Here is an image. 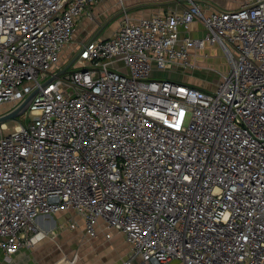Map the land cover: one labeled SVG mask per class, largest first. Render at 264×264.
<instances>
[{
    "label": "built area",
    "instance_id": "2783aa9c",
    "mask_svg": "<svg viewBox=\"0 0 264 264\" xmlns=\"http://www.w3.org/2000/svg\"><path fill=\"white\" fill-rule=\"evenodd\" d=\"M102 1L0 0V116L39 89L12 130L0 124L6 261L65 213L89 237L120 231L123 264H264V0L126 13L112 35L78 40ZM196 19L205 35L180 37ZM209 46L229 65L213 88L153 74L195 68Z\"/></svg>",
    "mask_w": 264,
    "mask_h": 264
},
{
    "label": "rangeland",
    "instance_id": "374dc122",
    "mask_svg": "<svg viewBox=\"0 0 264 264\" xmlns=\"http://www.w3.org/2000/svg\"><path fill=\"white\" fill-rule=\"evenodd\" d=\"M144 1L145 0H124V3L127 7L126 11L120 8L119 2L117 0L99 2L94 7L96 14L95 20H91L87 16H83L81 21H79L77 39L81 40L85 37H93V35H95L99 30L101 32L97 38L110 36L113 30L119 27L124 18L123 16H125L127 12L130 17L134 18V12L141 9L140 7H135L128 10V8L139 6L140 4H143ZM239 1L241 0H212V4L215 6L216 10H230L236 8V5H238ZM138 2L139 4H137ZM133 3L135 4L133 5ZM107 11H111V14L107 15ZM99 14L104 16H99ZM105 14L107 16H105ZM75 46L76 43H73L65 50V52L62 54L61 61L67 57L69 51L75 48ZM199 60L203 63H201ZM195 68H189L186 70L180 69L179 72L184 73L189 71L195 75L202 76L206 81L204 87L209 89L213 88L217 84V82L220 80L221 74H223L229 68V65L224 53L218 46H209L203 50L198 49V70ZM156 74L164 79L183 82L179 75H176L175 73L168 74L166 72H161ZM8 107V104L2 105L0 113ZM6 124L7 128L4 130V132H9L12 130L13 126L16 125L15 121L13 120L7 122ZM48 217L50 216H45L44 218ZM52 217L55 219V225H65V229L62 232H58V234L56 233L51 235V239L57 236L56 239H52L54 240L53 242L46 239L37 245V247L36 245L27 247L30 249V261H36L35 264H54L59 260L67 259L69 262H74V264H98L99 253H101L108 258L107 264H118L114 250L108 249L106 247V239H103V237H98L99 242L97 243L99 244L100 249L98 250L99 253L97 251L95 252L94 249L91 248V245L87 242V238L84 235L81 227L75 230L68 229L69 214H61L60 216L54 215ZM88 240L91 239L89 238ZM114 241L115 240L111 239L110 242ZM128 247H130L129 244ZM119 253L120 251H117V255H119ZM2 261H6L4 254H1L0 262ZM22 261L23 260L20 261V257L15 258L13 256L11 261H6V263L24 264V261Z\"/></svg>",
    "mask_w": 264,
    "mask_h": 264
},
{
    "label": "crops",
    "instance_id": "0c3cea01",
    "mask_svg": "<svg viewBox=\"0 0 264 264\" xmlns=\"http://www.w3.org/2000/svg\"><path fill=\"white\" fill-rule=\"evenodd\" d=\"M190 1L191 0H145L143 2V4H140L139 6L130 7V8H128V10L133 9L135 7H140L141 9H139V10L134 12V18H133V19H139V18L150 16L152 14L164 13V12H168V11H171V10H182L183 8L187 7L190 4ZM195 1L197 2V4H199L201 6L203 11H205L206 13H210L212 11H217L215 9V6L212 4L213 3L212 0H195ZM134 4L135 3H133V5ZM137 4H139V2ZM144 6H147V7H144ZM106 14L107 15L111 14V11H107ZM106 14H105V16H107ZM127 14H128V12H127ZM100 15L104 16L102 14H99V16ZM117 29H118V27L113 30L111 35ZM99 31H97V32H99ZM204 35H205L204 25L198 19L194 20L191 23L190 29L188 31H185V30L182 29V31L180 32V37L190 36L192 38H202ZM192 60L197 63V66H196L195 69L198 70V50L197 49H194L193 52H192ZM200 62L203 63L202 61H200ZM179 70L180 69H177L176 66H172L168 70H165V71H154L153 74L155 76L159 77V78H162L159 75H157L156 73H161V72H166L168 74H172V73L174 74L175 73L176 75H179L180 79L183 82H185L187 84H192V85H196V86H200V87L205 88L204 85L206 84V81L204 80V78L202 76L195 75V74H193L192 72H189V71H186L184 73H180ZM200 73H201V71H200ZM61 214H65V213H60V214H57L56 216H60ZM38 223H39L40 227H42L44 229H48V230L52 229V230L56 231L57 234H58V232H62L64 230V229H58L59 226L55 225V219L52 216H50L48 218L42 217V218L39 219ZM106 231H109L111 233V237L110 238H107L105 236ZM83 233H84V231H83ZM85 236L87 238L86 239L87 242L91 245V248L94 249L95 252L96 251L98 252V250L100 249L99 244L97 243V242H99L98 237L99 238L103 237V239H106L105 240L106 247L108 249H113L114 250V253L116 255V261H117L118 264L119 263L123 264L124 260L128 257V253H129L130 247H128V243L126 242V240L124 238V235L120 231L107 230L103 226L100 229L99 236L96 237L97 239H92L93 237H89L87 235H85ZM56 238H57V236L55 238H52V239H56ZM89 238L91 240H88ZM46 239L50 240L51 242L54 241V240L51 239V236H49V237H46L45 239H43L42 241L36 243L35 244L36 247H37V245H39L41 242H43ZM111 239H113L115 241L114 242H110ZM29 251H30V249L27 248V247L21 248L14 255V257L15 258H19L20 257V261L23 260L24 264H35L36 261L32 262V261L29 260L30 257H31V255L29 254ZM117 251H120L119 255H117ZM1 254H4V253L2 251H0V258H1ZM77 258H78V256H77ZM99 260H98V264H107L108 258L104 254L99 253ZM0 264H9V263H6V261H2V262H0ZM54 264H74V262H69L67 259H62V260L57 261ZM166 264H183V262L180 261V260H177V259H171Z\"/></svg>",
    "mask_w": 264,
    "mask_h": 264
},
{
    "label": "water",
    "instance_id": "95a60500",
    "mask_svg": "<svg viewBox=\"0 0 264 264\" xmlns=\"http://www.w3.org/2000/svg\"><path fill=\"white\" fill-rule=\"evenodd\" d=\"M194 2H196L195 0H193ZM122 13V12H120ZM100 31L97 32L93 38H96L98 35H99ZM74 60H71L68 64H66L58 73H57V76L65 73L67 71V69L73 64ZM39 89H35L34 91H32L21 103L20 105H18L15 109L7 112V113H4L0 116V124H3V123H6L8 121H12V120H17L20 116H22L31 100L33 99V97L36 95V93L38 92Z\"/></svg>",
    "mask_w": 264,
    "mask_h": 264
},
{
    "label": "bare ground",
    "instance_id": "6f19581e",
    "mask_svg": "<svg viewBox=\"0 0 264 264\" xmlns=\"http://www.w3.org/2000/svg\"><path fill=\"white\" fill-rule=\"evenodd\" d=\"M4 125H6V124H4ZM4 125H3V126H4Z\"/></svg>",
    "mask_w": 264,
    "mask_h": 264
}]
</instances>
